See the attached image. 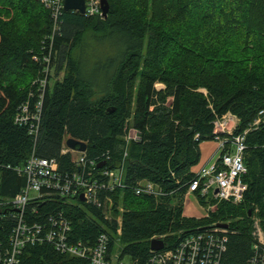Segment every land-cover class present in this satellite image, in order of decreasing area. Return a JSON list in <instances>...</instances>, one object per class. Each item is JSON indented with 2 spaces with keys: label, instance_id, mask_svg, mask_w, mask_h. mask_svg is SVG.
I'll list each match as a JSON object with an SVG mask.
<instances>
[{
  "label": "trees",
  "instance_id": "trees-1",
  "mask_svg": "<svg viewBox=\"0 0 264 264\" xmlns=\"http://www.w3.org/2000/svg\"><path fill=\"white\" fill-rule=\"evenodd\" d=\"M107 1L106 18L63 10L54 28L41 0H0V198L25 185L12 167L25 164L33 150L74 170L75 153H61L65 138L73 137L87 143L88 156L109 155L110 168L125 170V185L110 192L123 207L121 235L115 237L116 222L106 220L101 208L68 197L34 202L30 219L48 223L62 212L71 221L70 240L90 243L109 227L111 246L119 241L121 255L140 264L151 254L153 238L174 248L223 221L229 231L222 264H249L254 218L264 231V117L255 124L264 111V0ZM232 43L231 51L223 47ZM49 53L55 80L45 88L35 137L15 115L23 103L37 100L43 63L35 57ZM228 112L239 118L236 133L247 130L248 189L239 203L211 200L217 206L208 217L187 216L185 196L201 143L214 139V120ZM130 128L138 139L126 140ZM141 180L159 184L164 193L137 194ZM196 196L208 203L199 191ZM13 224L8 218L0 225L1 239ZM17 264L90 260L43 243L27 246Z\"/></svg>",
  "mask_w": 264,
  "mask_h": 264
},
{
  "label": "built area",
  "instance_id": "built-area-1",
  "mask_svg": "<svg viewBox=\"0 0 264 264\" xmlns=\"http://www.w3.org/2000/svg\"><path fill=\"white\" fill-rule=\"evenodd\" d=\"M41 1L49 9L56 28L58 19L65 10V0ZM84 5L85 15L103 17L101 0H84ZM35 59H40L43 63V74L35 80L40 93L33 106L30 105L29 100L20 106L15 115V122L28 126L29 133L37 137L44 92L51 80L49 77L51 54H43ZM260 114L263 115L256 119L255 124L262 120L264 111ZM238 122L239 118L231 112L214 120V140L218 143V157L195 172V178L190 182L187 190V193L195 195L196 191H199L205 197L209 205L205 215L207 217L209 211L215 210L217 206L212 204L211 200L239 203L248 189L243 179L247 172L244 161L247 130L236 133ZM139 137V132L135 128H130L125 136L126 140ZM67 152L78 154L75 159L76 168L72 171L61 169L56 157H42L34 150L25 164L12 167L19 175L26 178V183L14 196L0 198V225L8 218L14 222L7 238L5 240L0 238V264H17L27 246L43 243L52 244L59 252L88 258L90 264H140L137 260H131L128 255H121L120 249L111 246L112 236L107 226L108 231H101L94 243L81 239L72 241L70 240L71 221L62 212L51 215L48 223L28 217V211H37L34 202L44 201L46 197L52 196L68 197L101 208L106 220L116 222L115 237L121 235L123 207L115 205L110 192L125 185L123 166L110 168L107 165L109 155L90 157L86 150H73L63 145L61 153ZM101 161H105V164L99 167ZM135 192L155 197L164 193L159 184L150 180L139 181ZM81 196L84 197L83 200ZM228 231L227 222H211L204 230L185 237L174 248L151 249V254L144 264H222L221 257L226 250ZM253 236L254 254L249 264H264V231L257 218H254Z\"/></svg>",
  "mask_w": 264,
  "mask_h": 264
},
{
  "label": "water",
  "instance_id": "water-1",
  "mask_svg": "<svg viewBox=\"0 0 264 264\" xmlns=\"http://www.w3.org/2000/svg\"><path fill=\"white\" fill-rule=\"evenodd\" d=\"M102 2V10H103V18L108 16L109 11V3L107 0H101ZM65 10H78L83 13L85 11L84 0H65L64 2ZM64 145L73 150L85 151L87 149V143L85 141H81L75 139L73 137H66L64 141ZM105 164V161H101L98 166L102 167ZM83 200L84 197L81 196ZM164 247V242L162 239L153 238L151 240V249L158 250Z\"/></svg>",
  "mask_w": 264,
  "mask_h": 264
},
{
  "label": "crops",
  "instance_id": "crops-1",
  "mask_svg": "<svg viewBox=\"0 0 264 264\" xmlns=\"http://www.w3.org/2000/svg\"><path fill=\"white\" fill-rule=\"evenodd\" d=\"M201 154L202 155H201L200 162L197 164V166L195 165L192 168L194 172H196L201 166L206 165V164H210L217 159V157H218V143H217V141H215L213 139V140L202 142L201 143ZM191 197H193L196 204L199 203L198 199L196 198V195L194 193H186L185 205H184V214L187 216L193 215V214H190L187 212V204H188V202L189 203L191 202ZM191 210H192V208H191ZM191 210H190V212H191Z\"/></svg>",
  "mask_w": 264,
  "mask_h": 264
},
{
  "label": "rangeland",
  "instance_id": "rangeland-1",
  "mask_svg": "<svg viewBox=\"0 0 264 264\" xmlns=\"http://www.w3.org/2000/svg\"><path fill=\"white\" fill-rule=\"evenodd\" d=\"M236 35V34H235ZM235 38H236V36H235ZM233 44V43H232ZM237 44H233V45H231V46H229V45H227V46H225V45H223V47L224 48H230V51H231V49L234 47V46H236ZM223 48V49H224ZM62 75H63V72H61L60 73V77H62ZM54 80L55 79H51L50 80V82H49V84L52 86L53 85V83H54ZM157 86L158 87H161L162 86V84H160V83H157ZM207 141H209V140H207ZM75 156H78V154L77 153H75ZM197 166V165H196ZM123 176H125V170L123 171ZM196 198H197V196H196ZM199 202V201H198ZM203 207H201L200 205ZM208 204H206V205H203V204H201V203H197L196 204V202H195V200L193 199V197H191V202L189 203L188 202V204H187V212L188 213H190V214H193V215H191V216H194V217H203V216H205V212H207L208 211ZM191 208H192V210H191ZM190 210H191V212H190ZM120 247H121V245L119 244V241H117V245H116V248L117 249H120ZM126 261H128V258H126Z\"/></svg>",
  "mask_w": 264,
  "mask_h": 264
},
{
  "label": "bare ground",
  "instance_id": "bare-ground-1",
  "mask_svg": "<svg viewBox=\"0 0 264 264\" xmlns=\"http://www.w3.org/2000/svg\"><path fill=\"white\" fill-rule=\"evenodd\" d=\"M87 16V15H86ZM37 203V202H36Z\"/></svg>",
  "mask_w": 264,
  "mask_h": 264
}]
</instances>
